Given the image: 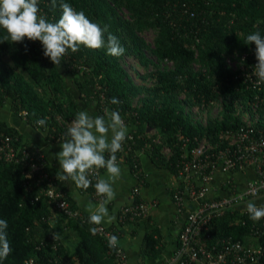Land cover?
I'll use <instances>...</instances> for the list:
<instances>
[{
    "label": "trees",
    "instance_id": "1",
    "mask_svg": "<svg viewBox=\"0 0 264 264\" xmlns=\"http://www.w3.org/2000/svg\"><path fill=\"white\" fill-rule=\"evenodd\" d=\"M75 10L83 11L94 23L107 26L126 49L124 55L112 57L106 49L91 50L81 46L70 50L60 66L52 64L43 55L39 41L25 39L22 43L5 40L0 29V107L8 102L11 112L20 116L31 127L47 133L52 141H63L68 124L75 118L77 98L94 108V116L103 115L105 107L118 109L129 128L132 140L131 152L125 158L118 152L117 161H126L133 169L134 152H145L153 163L178 178L183 162L190 159L192 150L201 143L211 149L207 154L217 155L225 150L231 140L229 134L246 124L235 115L236 104L251 111L258 105L256 130L264 132V110L259 99L264 98V86L260 91L247 89L243 80L225 64L224 54L237 51L240 54L255 50L246 45V36L259 31L264 36V0H64ZM60 0L55 8L51 0H38L40 14L49 21H58L62 15ZM127 9L130 20L119 15ZM156 31L153 48L140 36L142 31ZM107 36V33L105 34ZM144 51L158 61L170 60L173 70L153 74L155 85L141 103H134L140 93L122 66L124 57H133L139 64H147ZM240 63L250 66V58ZM64 62V65L63 63ZM199 64L200 70L192 65ZM67 76V78H66ZM68 80L78 95L68 85ZM185 92L186 99L178 96ZM112 98L119 100L112 105ZM216 98L224 99L221 119H208L205 124L194 121L186 107L209 105ZM252 112V111H251ZM256 114V113H255ZM46 119V129L36 121ZM149 129V130H148ZM152 134H151V133ZM228 132V133H227ZM0 134L16 140V145L37 157L35 144L24 141L21 134L0 120ZM168 148L169 153L164 149ZM104 169H100V172ZM26 169L0 158V219L8 221V239L12 253L0 264H26L34 258L40 264H117L108 254L110 248L103 239L90 233L87 222L62 219L59 214L53 227L48 218L54 213L53 204L43 195L44 185L37 186L35 179L24 176ZM47 172L54 176L50 168ZM142 174L140 183L143 182ZM86 192H94L92 185ZM69 206L77 210L67 196ZM140 200L135 199L134 203ZM150 217V216H149ZM142 219L147 225L151 218ZM136 220L130 224H137ZM129 223V222H128ZM260 225L249 216L227 212L212 221V240L232 239L246 246H260L264 264V232L254 237ZM69 231L76 244L67 249L59 240H50L53 233ZM160 231L148 225L143 238L142 257L155 258L161 254ZM56 243L57 249H52Z\"/></svg>",
    "mask_w": 264,
    "mask_h": 264
},
{
    "label": "built area",
    "instance_id": "2",
    "mask_svg": "<svg viewBox=\"0 0 264 264\" xmlns=\"http://www.w3.org/2000/svg\"><path fill=\"white\" fill-rule=\"evenodd\" d=\"M249 52V54L243 53L241 60L250 58V66L245 68L242 65L239 68L241 73L236 77L243 80L247 89L260 91L264 84H259L257 78L252 75L257 63L255 50ZM259 103V105H264V98L259 99ZM251 109L254 115L258 110V105H253ZM245 124L246 127L229 134L231 140L228 147L225 150H220L217 155H213V157L208 155L207 151L211 148L201 143L198 148L192 150L190 159L183 162L179 176L176 178L180 182L178 186L174 187L172 198L179 213L185 212V202L195 204V207L186 213L184 224L177 238L176 249L165 261V264H197L201 262L203 264H263L260 262L263 253L260 246H246L232 239L212 240L209 233L213 220L222 217L227 212H234L238 216H248L246 213L247 201L264 197V132L256 130L253 124ZM129 136L131 139L128 140H132L130 133ZM15 143L16 140L10 136L0 134V158L7 163L22 165L26 169L25 178H34L37 186L44 185L43 195L53 204L55 215L59 214L64 220L76 219L82 223L87 222L78 210L71 209L66 192L58 186L55 177L47 172L49 167L42 156L38 153L37 157H33L27 150ZM131 145L127 143V140L124 142L123 150L120 151L123 159L131 152ZM133 160L132 170L136 177L140 178L141 170L137 152H134ZM246 169L253 170L255 177L247 184L245 190L234 191L233 189V193L229 197L207 198L209 182L214 172L220 170L224 173H236ZM97 175H100V170H97L96 174L90 175L89 178L92 180L93 196L98 201L99 198L94 188ZM231 187L233 188L232 185ZM250 187H254L258 191L249 193L243 200H239V196L248 192ZM133 192L136 194L137 188H134ZM62 204L64 208L61 207ZM257 205H264V203ZM152 207V203L141 200L138 203L124 206L120 211V225L149 217ZM50 219L48 218L47 221ZM100 227L101 230L94 236L103 239L104 243L108 245V234L116 235L117 231ZM263 232L264 218L260 220V225L255 229L254 237ZM49 239L54 240L53 235ZM51 246L56 250L58 245L54 243ZM108 254L113 256L117 264H128L126 252L119 245L117 249H110ZM26 264L40 263L34 258H30ZM54 264H67V262L61 261Z\"/></svg>",
    "mask_w": 264,
    "mask_h": 264
},
{
    "label": "clouds",
    "instance_id": "3",
    "mask_svg": "<svg viewBox=\"0 0 264 264\" xmlns=\"http://www.w3.org/2000/svg\"><path fill=\"white\" fill-rule=\"evenodd\" d=\"M57 0H51L55 8ZM62 15L58 21L51 22L40 14L38 0H0V29L5 33V40L12 43H22L25 39L39 41L43 46V55L49 58L53 65L60 66L69 50L76 53L80 47L91 50L106 49L112 57L124 55L126 49L119 39L108 32L107 26L92 22L83 11L75 10L69 3L60 0ZM107 33V36L105 34ZM246 45H255L257 63L252 75L259 84H264V36L259 31L246 36ZM112 105H118L119 100L112 98ZM103 115L94 116L86 110H80L70 122L63 141L61 151L55 159L59 162L57 179L60 182H71L77 189L87 190L92 185L90 175L104 169L106 177L97 175L94 185L99 202L95 205L88 202L85 211L88 213L89 231L95 235L102 225H111L116 221L114 212L110 213L108 205L116 199L115 182L122 176V169L117 161V153L123 150V144L131 139L129 128L118 109L105 107ZM38 127L46 129V119L36 121ZM30 178V177H29ZM69 185V183H68ZM258 189L250 187L248 192L239 196L255 193ZM75 199L78 194L73 193ZM61 207L64 208L62 204ZM246 213L253 222L264 218V205H257L253 200L246 203ZM8 221L0 219V261L11 253L12 247L8 239ZM54 240H59V234L53 233ZM108 247L117 249L119 237L108 234Z\"/></svg>",
    "mask_w": 264,
    "mask_h": 264
},
{
    "label": "crops",
    "instance_id": "4",
    "mask_svg": "<svg viewBox=\"0 0 264 264\" xmlns=\"http://www.w3.org/2000/svg\"><path fill=\"white\" fill-rule=\"evenodd\" d=\"M69 85V89L75 95H78L71 80ZM76 105L78 111L86 110L91 115L95 112L92 106L86 105L78 98ZM0 120L21 134L25 142L29 141L36 145L38 153L45 160L47 166L56 172L54 177L58 186L65 191L67 196L74 202L78 212L88 217V213L85 211L86 204L91 202L95 205L99 200L97 201L95 199L92 192L82 191L77 189L71 182H68V185L67 182H60L57 179L60 166L55 156L62 150L60 147L61 141L49 140L46 132L31 127L20 116L13 114L8 102L5 106L0 107ZM137 154L144 181L140 183L141 179L136 177L126 161L118 162L122 169V176L113 185L116 191V199L108 205L110 213L114 212L116 215V221L111 225L104 224L102 226L117 231V233H115L116 236L119 237L118 245L126 252L128 264H165V261L176 249L177 238L184 224L186 213L193 209L195 204L185 202V212L179 213L175 207L172 194L174 187L178 186L180 181L169 171L156 166L147 153L141 151L137 152ZM106 175V171L102 170L99 176L106 177ZM254 177L255 172L251 169L236 173H224L217 170L213 173L209 182L207 198L229 197L232 195L233 189L234 191H243ZM229 182H231V184H229ZM134 188L138 190L136 194L133 192ZM73 193L78 194L79 199H75ZM137 198L146 203L153 204L149 215L151 219L148 225H154L159 229L161 235L159 248L162 250L161 254L155 258L142 257L143 238L148 228L146 221L142 220L137 224L125 223L120 225L119 217L121 209L126 205L134 203ZM253 201L256 204L264 203V197H260ZM50 218L49 224L53 227L59 218L55 213H52ZM60 237L69 250L72 249L77 242L75 236L69 231H61Z\"/></svg>",
    "mask_w": 264,
    "mask_h": 264
},
{
    "label": "rangeland",
    "instance_id": "5",
    "mask_svg": "<svg viewBox=\"0 0 264 264\" xmlns=\"http://www.w3.org/2000/svg\"><path fill=\"white\" fill-rule=\"evenodd\" d=\"M119 15L126 20H130V14L127 9H121L119 11ZM147 45L153 48V38L156 36V31L148 30L142 31L140 35ZM145 60L147 64H139L136 59L131 57H124L121 62L124 70L129 75L131 81L140 88V93L134 99V103L139 104L142 102L143 99L148 97L146 89L149 90L151 87L155 85L156 78L153 76L154 73L158 71H165V70H173L175 64L170 60H162L158 61L155 57L151 56L148 51H144ZM243 54H240L237 51H233L231 53L224 54L223 57L225 58L226 66L232 71L235 72L238 68L242 66L240 63V59L242 58ZM64 65V62H62ZM193 70H200L199 64L192 65ZM67 78V76H66ZM70 81L68 80V85ZM70 86V85H69ZM178 99L183 100L186 99L185 92L181 93L178 96ZM223 105L224 99L216 98L212 101L209 105H201V106H192L186 107V110L189 111L191 117L194 121L200 122L205 124L208 119L219 120L223 114ZM264 110V105H262ZM235 115L240 117V119L244 123L254 124L258 118L259 114L253 115V113L247 109H245L242 105L236 104V112ZM256 116V117H255ZM165 153H169V149H164Z\"/></svg>",
    "mask_w": 264,
    "mask_h": 264
},
{
    "label": "water",
    "instance_id": "6",
    "mask_svg": "<svg viewBox=\"0 0 264 264\" xmlns=\"http://www.w3.org/2000/svg\"><path fill=\"white\" fill-rule=\"evenodd\" d=\"M148 130H149V129H148ZM150 133H151V132H150ZM152 133H153V132H152ZM152 133H151V134H152Z\"/></svg>",
    "mask_w": 264,
    "mask_h": 264
}]
</instances>
